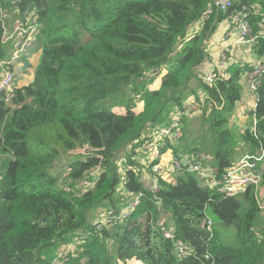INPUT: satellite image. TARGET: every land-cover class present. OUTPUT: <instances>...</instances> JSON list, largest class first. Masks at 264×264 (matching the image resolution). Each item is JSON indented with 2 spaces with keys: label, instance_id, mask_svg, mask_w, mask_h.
Returning a JSON list of instances; mask_svg holds the SVG:
<instances>
[{
  "label": "trees",
  "instance_id": "16d2710c",
  "mask_svg": "<svg viewBox=\"0 0 264 264\" xmlns=\"http://www.w3.org/2000/svg\"><path fill=\"white\" fill-rule=\"evenodd\" d=\"M217 1L2 0L8 14L38 18L33 49L41 59L31 84L15 87L9 100L0 97V264H54L63 244L94 233L98 209L124 208L138 193L141 203L127 222L83 239L77 256L62 264H264V220L253 189L226 198L188 173L176 184L159 180L152 193L142 178L148 168L135 151L189 97L202 105L203 126V135L192 139L203 144L190 154L209 153L225 171L238 143L253 154L264 150V74L255 111L258 138L228 126L252 68L231 66L224 51L228 70L212 87L203 82L206 73L218 74V68L204 74L206 42L243 4L255 5L251 24L264 31V0H239L228 11ZM4 23L0 15V62L10 52L2 42ZM257 51L264 55V37ZM163 69L161 88H148ZM138 100L141 114L133 110ZM208 215L234 226L235 241H224L215 228L208 233L202 227ZM161 225H172L195 255L177 257Z\"/></svg>",
  "mask_w": 264,
  "mask_h": 264
},
{
  "label": "built area",
  "instance_id": "2783aa9c",
  "mask_svg": "<svg viewBox=\"0 0 264 264\" xmlns=\"http://www.w3.org/2000/svg\"><path fill=\"white\" fill-rule=\"evenodd\" d=\"M239 0H219L216 2L219 10L228 11L233 7L234 3ZM249 3L257 0H246ZM2 0H0V15L5 21L3 26L2 42L10 50L7 59L0 62V92H6V100L11 98L12 91L15 88V82L20 76L27 72V49L34 44L35 39L39 35V27L37 25L38 18L34 14L21 15L15 12L17 16L12 22V14H8L7 10L3 9ZM255 5L243 4L240 10H236L232 21V29L238 34L239 44L257 45L260 39L264 37V31L256 32L251 24L250 16L255 12ZM211 10H208L205 17H208ZM24 18V19H23ZM9 23V24H8ZM223 62L218 65V74L206 73L203 81L213 86L216 83L217 77L228 70L230 63L226 64V56L224 53L220 56ZM216 70H213V72ZM264 74V58L256 65L253 71H248L245 79L250 87V92L254 95L257 109V91L260 87L262 76ZM206 83V84H207ZM208 85V86H209ZM202 104L205 100H199ZM202 105L193 99L187 103L185 111L181 113L180 117H192L201 113ZM255 115V114H254ZM171 120L166 127L159 129L154 134L146 138L135 151L141 154V164L148 168V172L152 175L151 184L148 185L152 193H156L160 189L159 180L167 183H173L172 177L183 176L188 173L194 174L196 180L199 181L203 187L210 188L216 191L223 197H233L245 193L248 189L254 190V199L259 209L260 217L264 220V150L255 154L245 153L241 158L237 159L225 171H220L216 166L206 165L205 158L198 153L192 154H178L173 155L169 162H164V150L170 144L171 147L177 143L183 136L182 127L178 116L171 115ZM256 116V115H255ZM255 123V132L253 136L257 137V126ZM129 167V166H128ZM126 168L130 171V168ZM136 170V169H135ZM126 175L123 177V185L126 184ZM125 192L123 193V195ZM143 197L142 193L134 196L131 203L121 209H105L104 213L100 214L98 211V219L93 224L94 233H86L76 237L74 243L62 245L53 258L54 264L64 263L70 257H76L80 252V245L83 239L91 237L93 234L100 232L104 227H112L116 224L125 223L136 211L140 205V200ZM166 239L173 240L176 250V255L181 260L189 259L195 255L192 247L182 240L176 239L172 225L168 229L161 225ZM202 227L209 233L213 232V222L207 216L202 222ZM209 259V257L207 256Z\"/></svg>",
  "mask_w": 264,
  "mask_h": 264
},
{
  "label": "crops",
  "instance_id": "0c3cea01",
  "mask_svg": "<svg viewBox=\"0 0 264 264\" xmlns=\"http://www.w3.org/2000/svg\"><path fill=\"white\" fill-rule=\"evenodd\" d=\"M238 41H239L238 34L232 29V24L230 23L229 20H225L223 22V24H221L218 27V31L216 32L214 37L212 39H210L208 42H206V44H205L207 51L209 53V55H208L209 58L205 61V64L203 65L204 74H205V72H208L209 70H211L213 68H215V70L218 68L217 63L219 62L220 56L224 53V51H228L229 55L232 58V60L230 62L231 66L237 65V66L242 67L243 65H246V66H248V68L251 67L252 70H254L256 65L261 63V61L264 58V55L260 56L258 54L257 47L259 46V44H257V45H245V44H239ZM26 53H27V55L30 56L29 60H28L30 67H27V70H26L27 73L23 76H20L18 78V80L15 82V87H17V88L27 86L34 81L35 74H36L35 71H36V68L38 67L40 59H41V52L36 47H34V49H33V44L27 49ZM231 66H230V68H231ZM167 73H168V69H163L161 74H159V77H157L152 83H150L148 85L149 86L148 88H150L151 90H159L161 88L160 86L162 85V80L167 75ZM192 85L197 86V83L194 82ZM242 85H244L242 98L237 103L238 105L236 107L235 113L231 116V118L228 121V124H229L228 126L229 127L236 126L239 129L237 131H239L241 133H244L245 129L255 132V123L254 122H258L257 117L255 116L256 113L254 111L256 108V104H255L254 95L250 92V87H249V85L245 79V76L243 78ZM152 86H155V87L152 88ZM199 90H201V89H197V91H199ZM200 92H202V91H200ZM193 99H195V98L189 97L186 100V102L184 103V105H182L183 107L175 106L174 109L170 112V120H171L172 114H175L178 116V120L180 121V125L182 127L183 136L188 137L187 142L193 141L192 140L193 139L192 132L189 131V129H191L192 127H190V125H188V121H189V119H192V118H200L201 113H199L198 115H196L194 117L193 116L192 117H189V116L180 117L179 115L185 111V107H186L187 103ZM201 99H203L205 101L208 99L206 93H204V96ZM133 107H134L133 110L137 114H141L145 110L144 103L140 102L139 100L136 101L135 106H133ZM113 111L116 112L117 114H120V115H125L127 113L126 108H114ZM168 121H166V122H168ZM165 125H168V124H165ZM202 131H203V129H202ZM202 135H203V133H202ZM209 140H211V139H209ZM197 147H199L198 144L195 148H197ZM242 148H244V151L241 153ZM235 149H236V152L238 153L236 160L241 158L243 155H245V153H249L248 149L246 148L245 142L244 143H238L236 145ZM174 150L178 151L177 155L178 154L188 155L190 152V150H189V152H187L186 150L181 148L177 142L171 148H169L166 153H164V157H163L164 162H169L171 157L173 155H176ZM209 156H212V155L209 154ZM208 162L209 163H205V164L210 165V166H215L212 164L211 159ZM142 176H143L144 181L148 185H150L151 181H152L151 173H149L147 170H144ZM176 176L172 177V182L174 184L177 183L176 180L178 177L176 178ZM105 209H108V208H105ZM99 210H101V208L97 210V214H98ZM95 217H96V212H95V215L92 219L93 224L95 223L94 222ZM75 239L73 241H75ZM63 245H65V244H63ZM51 258H52V256L50 257V260H51ZM53 258H52V260H53ZM120 264H122V263H120ZM126 264H143V263L139 262V261L136 262L134 260V261H130Z\"/></svg>",
  "mask_w": 264,
  "mask_h": 264
},
{
  "label": "rangeland",
  "instance_id": "374dc122",
  "mask_svg": "<svg viewBox=\"0 0 264 264\" xmlns=\"http://www.w3.org/2000/svg\"><path fill=\"white\" fill-rule=\"evenodd\" d=\"M15 15H13V17H14ZM0 75H1V70H0ZM155 86H152V88H154ZM202 116V115H201ZM188 125H190V127H192L191 129H189V131L190 132H192V135H193V137H197V136H200V135H202V133H203V131H202V128H203V126H202V124H201V118H192V119H189V121H188ZM151 134H149L148 136H147V138L150 136ZM184 136H182V138H183ZM179 139L177 142H178V144H179V146L181 147V148H183L184 150H186L185 148H187V152L190 150V149H192V148H194V147H196L197 146V144L194 142V141H188L187 142V140H188V137H184L183 139ZM134 144H136V143H134ZM202 143H200V142H198V145H201ZM138 147V146H137ZM244 151V148H242L241 149V153ZM204 154V153H203ZM205 156V155H204ZM207 157V158H206ZM205 158H206V163H209L208 161L210 160V159H212V156H209V153L205 156ZM142 178H143V176H142ZM105 212V208H101V210H100V214L101 213H104ZM209 219H211L212 220V222H213V229L215 228L216 230H217V232H219V234H220V236L223 238V240L224 241H226V242H228V241H231L232 239H234V241H235V239H236V237H235V235H236V230H235V228H234V226H228V227H226L225 225H224V223L222 222V221H220V220H217L214 216H210V215H208L207 216ZM166 219L168 220V218L166 217ZM73 242V241H72ZM71 242H68V243H65V245H68V244H70ZM136 262H138L137 260H135ZM128 262H130V261H128ZM128 262H126V263H128ZM121 263L122 264H126L125 262H122L121 261ZM62 264V263H61Z\"/></svg>",
  "mask_w": 264,
  "mask_h": 264
},
{
  "label": "water",
  "instance_id": "95a60500",
  "mask_svg": "<svg viewBox=\"0 0 264 264\" xmlns=\"http://www.w3.org/2000/svg\"><path fill=\"white\" fill-rule=\"evenodd\" d=\"M0 97L6 98V92H0Z\"/></svg>",
  "mask_w": 264,
  "mask_h": 264
},
{
  "label": "clouds",
  "instance_id": "9594fccd",
  "mask_svg": "<svg viewBox=\"0 0 264 264\" xmlns=\"http://www.w3.org/2000/svg\"><path fill=\"white\" fill-rule=\"evenodd\" d=\"M6 99V98H5Z\"/></svg>",
  "mask_w": 264,
  "mask_h": 264
}]
</instances>
